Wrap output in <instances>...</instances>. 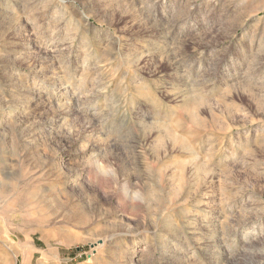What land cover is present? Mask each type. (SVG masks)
<instances>
[{"label": "rangeland", "instance_id": "obj_1", "mask_svg": "<svg viewBox=\"0 0 264 264\" xmlns=\"http://www.w3.org/2000/svg\"><path fill=\"white\" fill-rule=\"evenodd\" d=\"M112 151L149 211L58 222ZM133 257L264 264V0H0V264Z\"/></svg>", "mask_w": 264, "mask_h": 264}, {"label": "bare ground", "instance_id": "obj_2", "mask_svg": "<svg viewBox=\"0 0 264 264\" xmlns=\"http://www.w3.org/2000/svg\"><path fill=\"white\" fill-rule=\"evenodd\" d=\"M66 104L64 103L63 105H61V108L64 109V106ZM59 107V106H58ZM59 110V109H58ZM64 112V111H63ZM168 131V130H167ZM70 139V138H69ZM72 139V138H71ZM67 141V140H66ZM70 142V141H69ZM71 144V143H70ZM77 144V142H76ZM68 145V144H67ZM69 149V148H68ZM94 150V149H93ZM96 150V149H95ZM94 152V151H92ZM113 152V151H112ZM95 153V152H94ZM168 152L165 153V155L167 154ZM168 155V154H167ZM107 156V154H106ZM119 155L116 154V153H110L109 154V157L107 158V161L110 162L113 161V163H111L110 165L108 164V166L104 165L102 162H100L99 160H96L95 162L97 163H94L96 166V171H97V177H95L96 179V182L97 183H94V185L92 186L91 185V181L90 179H87V174L89 172H87L86 174L85 173H81L80 175L82 176V180H76V181H80L79 184H81L83 182V184L80 185L81 188L79 187H73V190L72 191H68L66 193V197H65V200L64 202L62 201H59L58 204H57V207L55 208L56 209V214L58 215L57 218H58V222L60 221V223H65V225L67 226H70L72 228H79V227H85V226H89V228H92L90 227L91 223H92V220L94 218V215L96 214V210H92V207H87V202H85V199H83L82 197V200L83 202L81 203H75L73 200L75 199V196H76V193L75 190L79 191L80 194H82L83 190H85L86 192H88L91 197H93L96 201V203L98 205H105V204H108L110 206H112L114 203H116V200H117V193L114 192L115 190L112 189V186L115 185L116 186H120V184L124 183L125 182V185L123 184V187H122V193L124 195V200L127 201V206L132 208L134 211L137 210L141 212H146V211H149V209L147 210V207H151L150 205L147 206V202H145V195H146V192L148 191V189L145 191V189L142 187V182L140 180V177L137 175V174H129L126 172V169L124 168L121 169V166L119 167L118 165H115L117 163V161L119 160ZM102 160V159H101ZM104 161V160H103ZM120 161V160H119ZM119 161H118V164H119ZM123 165V164H122ZM84 168H82L83 170ZM93 169V168H92ZM130 169V168H129ZM81 171V170H80ZM94 172V171H92ZM91 173V172H90ZM74 174V172H73ZM95 174V173H94ZM78 175V174H77ZM89 175V174H88ZM104 179H107L106 181ZM72 180H74V178H72ZM107 182V183H106ZM77 186H79L77 184ZM114 187V186H113ZM114 187V188H115ZM147 187V186H146ZM125 188V189H124ZM131 189V190H130ZM109 191V192H108ZM113 191V192H112ZM117 191V190H116ZM66 192V191H65ZM121 192V191H120ZM118 192V194L120 193ZM84 195V194H83ZM86 195V194H85ZM84 195V196H85ZM57 197V196H56ZM59 197V196H58ZM86 197V196H85ZM120 198V197H119ZM148 199V196L146 197ZM59 199V198H58ZM81 199V198H79ZM93 199V201H94ZM122 199V198H121ZM81 200V201H82ZM156 199H154L155 201ZM47 201V200H46ZM45 201V202H46ZM56 201V200H55ZM92 201V202H93ZM123 201V203L125 202ZM153 201V200H151ZM150 201V202H151ZM53 202V201H52ZM51 202V203H52ZM118 202V201H117ZM120 202V201H119ZM123 203H121L123 205ZM93 204V203H92ZM49 205V204H48ZM52 205V204H51ZM116 205V204H115ZM152 205V204H151ZM45 206V204H44ZM96 206V205H95ZM124 206V205H123ZM53 207V206H52ZM154 207V206H152ZM156 207V206H155ZM93 208H94V205H93ZM102 208H105V207H102ZM108 208V207H106ZM110 208V207H109ZM127 208V207H126ZM157 208V207H156ZM50 209V207H49ZM96 209V208H95ZM101 209V208H100ZM122 208H120L121 210ZM125 209V207H124ZM152 209V208H151ZM45 210H46V207H45ZM51 210V209H50ZM48 210V211H50ZM102 210V209H101ZM126 210V209H125ZM156 210V209H155ZM123 211V210H121ZM130 211V210H129ZM151 211V210H150ZM51 212V211H50ZM117 212V211H116ZM44 213V212H42ZM47 213V212H45ZM95 213V214H94ZM102 213V212H101ZM114 213V212H113ZM134 213V212H133ZM47 214H50V213H47ZM46 214V215H47ZM45 215V214H43ZM98 215V213H97ZM110 215V214H109ZM55 216V215H54ZM113 216V215H112ZM110 217V216H109ZM56 218V219H57ZM103 219V218H102ZM105 220V219H103ZM121 220V219H120ZM106 221V220H105ZM129 221V220H128ZM131 221V220H130ZM56 222V221H55ZM96 222V221H95ZM94 223V222H93ZM126 223V219L123 217L122 218V224ZM117 224V223H116ZM141 225H144V222L143 223H140ZM92 226V225H91ZM95 226V225H93ZM136 226V225H135ZM139 226V225H138ZM97 227V226H96ZM130 227V226H129ZM81 229V228H80ZM117 229V228H116ZM128 229V226L126 225H123V227L121 226V230L118 232V230L115 231L114 229V233L115 235L119 234L120 237H124L126 239L127 235L129 233H127V230ZM84 230H88V229H84ZM93 230V229H92ZM91 230V231H92ZM109 231V230H108ZM106 233V232H105ZM111 233V232H110ZM113 234V233H112ZM132 234V232H131ZM113 235V238L114 236ZM109 236V235H108ZM59 239L58 241L60 243H66V244H69L70 243V237L67 235V234H59L58 235ZM128 238V237H127ZM111 238H108L106 237V234L105 236H101V237H98L94 240V250L95 252L99 251L102 247L104 246H107L109 243H111ZM132 246V250H130V248L128 249L130 251V254L133 255L134 257H138L140 256V254H142V252L144 251L143 249H139V245L137 244H131ZM111 246V245H110ZM119 246V245H118ZM116 249V248H115ZM131 258V259H128V261L126 262V264H141L140 260H136V258Z\"/></svg>", "mask_w": 264, "mask_h": 264}]
</instances>
